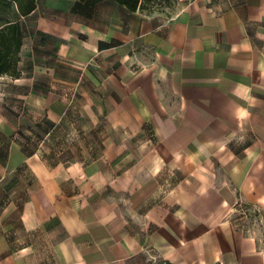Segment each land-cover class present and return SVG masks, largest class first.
<instances>
[{"label":"crops","instance_id":"1","mask_svg":"<svg viewBox=\"0 0 264 264\" xmlns=\"http://www.w3.org/2000/svg\"><path fill=\"white\" fill-rule=\"evenodd\" d=\"M6 2L0 264H264V0Z\"/></svg>","mask_w":264,"mask_h":264},{"label":"trees","instance_id":"2","mask_svg":"<svg viewBox=\"0 0 264 264\" xmlns=\"http://www.w3.org/2000/svg\"><path fill=\"white\" fill-rule=\"evenodd\" d=\"M7 0H0V75L18 74L20 51L24 39V29L20 21L10 20V8ZM15 1L22 15L30 13L36 5V0H10ZM128 9L135 11L144 9V0H114Z\"/></svg>","mask_w":264,"mask_h":264},{"label":"rangeland","instance_id":"3","mask_svg":"<svg viewBox=\"0 0 264 264\" xmlns=\"http://www.w3.org/2000/svg\"><path fill=\"white\" fill-rule=\"evenodd\" d=\"M178 0H144V10L149 12H159L167 15H172L176 11ZM239 214L241 217L252 222L253 224H260V232L262 233L264 243V227L261 225V220L258 218V212L248 204H240ZM249 223V221H248ZM250 225V223H249ZM134 264H169L162 258L157 257L154 253H146L145 256L139 258Z\"/></svg>","mask_w":264,"mask_h":264}]
</instances>
